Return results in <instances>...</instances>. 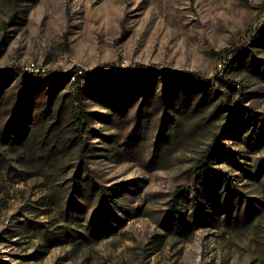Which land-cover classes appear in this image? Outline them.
<instances>
[{
    "label": "rangeland",
    "instance_id": "1",
    "mask_svg": "<svg viewBox=\"0 0 264 264\" xmlns=\"http://www.w3.org/2000/svg\"><path fill=\"white\" fill-rule=\"evenodd\" d=\"M263 119L264 0H0V264H264Z\"/></svg>",
    "mask_w": 264,
    "mask_h": 264
},
{
    "label": "trees",
    "instance_id": "2",
    "mask_svg": "<svg viewBox=\"0 0 264 264\" xmlns=\"http://www.w3.org/2000/svg\"><path fill=\"white\" fill-rule=\"evenodd\" d=\"M111 67V66H108ZM134 70H141L140 68H134ZM82 74L77 75L76 79H80L83 78V76H85L87 74V72L81 71ZM108 72L111 76H113L114 78H119L121 77V75H123V72H116L113 68H109ZM74 72H72L71 74H73ZM77 73V72H75ZM10 74H13V72H11ZM84 74V75H83ZM187 78L191 81H195V80H199V81H204L206 78L202 75H200L199 73H187L186 74ZM72 77V75H69V79ZM79 83V81L75 82ZM77 122H78V139L80 141V143H82V145L85 147V139H84V134H83V126L84 123L82 121V118L78 117L77 118ZM264 122V119H263ZM224 132V131H223ZM222 136L223 134L217 135L215 137L214 142L209 146V149L206 151L203 160L201 161V169L202 172H207L209 171L211 168V166L214 164V161L217 157V154L220 150V147L222 145ZM185 199V194L184 193H180V194H176L174 196V199H172L171 201V210L170 212L173 213H181V203L182 201Z\"/></svg>",
    "mask_w": 264,
    "mask_h": 264
},
{
    "label": "bare ground",
    "instance_id": "3",
    "mask_svg": "<svg viewBox=\"0 0 264 264\" xmlns=\"http://www.w3.org/2000/svg\"><path fill=\"white\" fill-rule=\"evenodd\" d=\"M226 54H227V53H226ZM232 56H233V55H232ZM232 56H231V58H232ZM221 61H222V60H221ZM226 62H228V61H226ZM226 62H225V63H226ZM219 64H221V63H219ZM226 65H227V63H226ZM30 67H31V69H36V68H34V67H35L34 65H33V66H30ZM27 71H29V73H34V74H35V73H37L38 70H27ZM228 71H229V70H228ZM81 73H82V72H81ZM224 75H225V73H224Z\"/></svg>",
    "mask_w": 264,
    "mask_h": 264
},
{
    "label": "built area",
    "instance_id": "4",
    "mask_svg": "<svg viewBox=\"0 0 264 264\" xmlns=\"http://www.w3.org/2000/svg\"><path fill=\"white\" fill-rule=\"evenodd\" d=\"M27 70H37V69H31V67H28Z\"/></svg>",
    "mask_w": 264,
    "mask_h": 264
}]
</instances>
